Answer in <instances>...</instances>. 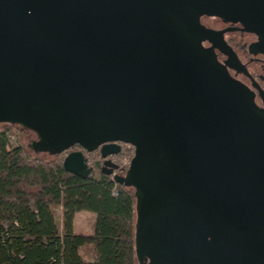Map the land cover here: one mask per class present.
I'll list each match as a JSON object with an SVG mask.
<instances>
[{
    "label": "water",
    "instance_id": "water-1",
    "mask_svg": "<svg viewBox=\"0 0 264 264\" xmlns=\"http://www.w3.org/2000/svg\"><path fill=\"white\" fill-rule=\"evenodd\" d=\"M202 15L264 52V0H0V123L35 153L132 145L114 179L136 189L141 264H264V110L201 48L227 52ZM63 165L92 172L80 150Z\"/></svg>",
    "mask_w": 264,
    "mask_h": 264
},
{
    "label": "trees",
    "instance_id": "trees-1",
    "mask_svg": "<svg viewBox=\"0 0 264 264\" xmlns=\"http://www.w3.org/2000/svg\"><path fill=\"white\" fill-rule=\"evenodd\" d=\"M25 131L0 123V264H141L136 189L101 172L67 171L65 153L38 156ZM81 211L95 213L92 233L75 230ZM89 244L93 260L82 253Z\"/></svg>",
    "mask_w": 264,
    "mask_h": 264
},
{
    "label": "flooded vegetation",
    "instance_id": "flooded-vegetation-1",
    "mask_svg": "<svg viewBox=\"0 0 264 264\" xmlns=\"http://www.w3.org/2000/svg\"><path fill=\"white\" fill-rule=\"evenodd\" d=\"M200 22L203 28L217 32L215 39L218 43L224 45L227 52L216 47L214 42L207 38L201 40V48L207 52L212 51L215 61L221 70L245 90L259 110H264V52L261 51V36L247 30L241 22L226 20L217 15H202ZM28 131L33 132L36 136L32 141L39 140V135L36 131L31 129H28ZM119 144L121 146L119 152L105 158L101 154V147L90 152L79 144L64 153L67 155L72 151H82L90 167H92L91 174L101 172L112 178L115 175L125 177L129 168L122 164L125 148L133 146L124 142H119ZM107 160H111L119 167L114 168L110 173L111 168L105 167Z\"/></svg>",
    "mask_w": 264,
    "mask_h": 264
},
{
    "label": "rangeland",
    "instance_id": "rangeland-1",
    "mask_svg": "<svg viewBox=\"0 0 264 264\" xmlns=\"http://www.w3.org/2000/svg\"><path fill=\"white\" fill-rule=\"evenodd\" d=\"M18 135L22 134V131H18L17 132ZM24 136H25V140L26 143L29 147L32 139H35L36 136L34 135L33 132L31 131H25L23 132ZM18 135L14 136V139H12L13 142L17 141V137ZM30 150H32L29 147ZM33 153H35L32 150ZM38 156H47L49 157L50 155L47 153H35ZM134 155V151H133V147H126L125 148V152H124V156H123V160H122V164L126 167H129V163L131 158ZM95 220H96V215L93 212H88V211H81L79 213H77L76 218H75V230L77 232H87V233H92L93 232V228H94V224H95ZM95 247L92 246L91 244L86 245L82 248V253L84 254L85 258L87 260H93L95 258V252H94Z\"/></svg>",
    "mask_w": 264,
    "mask_h": 264
},
{
    "label": "built area",
    "instance_id": "built-area-1",
    "mask_svg": "<svg viewBox=\"0 0 264 264\" xmlns=\"http://www.w3.org/2000/svg\"><path fill=\"white\" fill-rule=\"evenodd\" d=\"M12 139H14V136H12Z\"/></svg>",
    "mask_w": 264,
    "mask_h": 264
},
{
    "label": "crops",
    "instance_id": "crops-1",
    "mask_svg": "<svg viewBox=\"0 0 264 264\" xmlns=\"http://www.w3.org/2000/svg\"><path fill=\"white\" fill-rule=\"evenodd\" d=\"M77 215V214H76ZM76 218V217H75Z\"/></svg>",
    "mask_w": 264,
    "mask_h": 264
}]
</instances>
